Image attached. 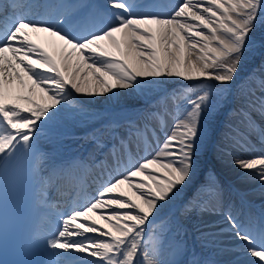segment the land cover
Returning <instances> with one entry per match:
<instances>
[{
    "label": "snow or ice",
    "instance_id": "6c2138e0",
    "mask_svg": "<svg viewBox=\"0 0 264 264\" xmlns=\"http://www.w3.org/2000/svg\"><path fill=\"white\" fill-rule=\"evenodd\" d=\"M36 7L0 0V174L24 162L39 168L41 136L84 111L73 104L77 96L112 99L117 92L141 88L145 82L173 78L192 83L172 94L174 101L185 102L183 113L150 155L109 175L88 202L59 220L55 231L25 232L21 243L41 252L40 264H185L165 254L166 249H173L176 256L185 254L183 221L194 212H215L224 205L225 190L214 176L177 203L192 183L207 122L226 90L217 91L209 82L230 85L234 81L246 53L257 46L256 31L264 28V0H179L167 12L158 11L159 5L148 0L44 5L48 10L43 14ZM40 33L62 42L58 56L33 39ZM259 47L264 51V40ZM260 73L264 75V64ZM17 82L19 91L13 88ZM258 85L260 95L249 90L243 114L252 131L251 112L264 117V79ZM106 127L116 139L120 123L113 121ZM260 132L259 151L227 155L246 180L258 182L264 195V129ZM142 134L129 121L128 139L119 143L126 147L133 136ZM91 138L103 146L97 135ZM234 142L242 149L248 144L244 134H237ZM6 198L0 187V245L9 239ZM233 209L229 201L221 213L225 226L201 233L205 246L219 243L208 237L227 232L241 242L236 249L248 257L246 264H264V212L257 226L249 228ZM157 225L160 235L154 240L149 233ZM187 264L216 261L193 254Z\"/></svg>",
    "mask_w": 264,
    "mask_h": 264
},
{
    "label": "bare ground",
    "instance_id": "6f19581e",
    "mask_svg": "<svg viewBox=\"0 0 264 264\" xmlns=\"http://www.w3.org/2000/svg\"><path fill=\"white\" fill-rule=\"evenodd\" d=\"M90 2L89 0L83 1V0H74V1H69L67 4H72V5H78L81 3H88ZM148 2L154 3L153 0H148ZM179 0H175L173 2V5L178 3ZM171 7H168V9H161L162 12H167L170 11ZM119 37V34H117ZM39 39L44 40V43L47 47H49L57 56L59 55V51L62 47V42L58 41V39L50 37L49 35L47 36L46 33H41L39 34ZM255 39L257 41V46L253 48V50L250 53H246V59L242 60L241 62V69L240 71L237 72L236 78H239L240 75L244 74L247 71L252 72L253 71V65H254V60L257 58L259 52H261V49L259 47V43L261 40H264V28L258 29L255 34ZM260 59L264 61V53L260 55ZM27 79V78H26ZM234 79V80H235ZM178 83L183 89L187 84L192 83V82H187L183 80H178V79H165L162 82H145L144 85L141 88H137L135 90L129 89L126 92H117L116 97L109 99L108 96H94V97H88V96H81L82 99H84L83 104L86 106H90L93 108H101L103 110L107 109V114H109L108 117H103L100 119V124L97 122L91 123L88 125V130H83L79 133V141L80 143L78 146L72 150L73 148H67V152L69 154H72V159L69 160H64L63 158H58L59 163L65 162V164H69L70 167H73L78 160L74 161V156L75 155H81L84 156L86 155L88 158H91L94 156L95 152L98 151V145L95 142L94 139H92V135H100V134H105L107 131V125L112 123L113 121H116L120 123L121 127L118 128L117 131V138L113 139L111 135L108 136V139L110 138L113 141V144H116V147H120L119 143V136L125 135V129H123V124H124V119L125 118H131L133 119L138 115V118L144 117L146 118V115L142 112H140L139 108L141 105H138V103H142L144 100L143 98L149 94L148 98H151L154 96L157 92L165 89L173 90L175 87V84ZM234 83V82H232ZM246 83H253V88L252 91L256 93L257 96L260 95V92L257 91L259 85L258 81H249V79H241L240 85L238 84L235 86V91L232 92L230 88L226 89L225 91L222 92V95L220 96V103L216 110L212 113L211 117L209 118L207 122V137L205 139V143L200 147V155H197L195 157L196 163H197V171L195 167V175L192 177V183L188 185V187L185 189L184 195L181 198V200L187 199L190 195L187 193L190 190V186L195 182L196 177L199 175L200 169L203 167L206 158H210L211 162H217V164L220 166V168L226 172L233 180L237 182V184L241 187L240 193L244 197H248L249 199H253L255 197L257 200L254 203L256 206L258 200L264 199V195L261 194L259 187H258V182H253L250 180H246L243 176V174L240 172L239 169H236L232 166L231 164V156L226 155L224 160H218L216 158V151L218 152V144H223L221 141H219V136H220V130L218 129L217 125L219 121L222 119L223 123L221 126L225 127L226 120H229L230 115H228L226 118L225 116L228 114L227 109L225 108L226 105H229L232 103V100H235V102L242 103L244 100L248 98V93L249 90L246 87ZM209 84L214 85L215 82L212 81ZM19 88V83L17 82L15 84ZM230 87H232L230 85ZM172 88V89H171ZM221 89H225L224 86L220 85L215 88V90L220 91ZM198 91V89H193V94ZM182 104L179 108L175 109L173 108V105L168 106V111H167V118L165 121H160L159 119H155L154 122H152L153 130L149 131L148 135H150V139L152 137L157 136L156 138L158 140H163L165 133L171 129L172 122L173 120L181 116L183 113V109L185 106V102H181ZM258 113V112H257ZM105 116V114H104ZM259 119L264 122V117H262L258 113ZM237 121H239V117L235 116L232 118L231 124H237ZM225 122V124H224ZM99 124V125H98ZM224 124V125H223ZM98 125V126H97ZM255 125V124H254ZM153 131L156 132L155 135H153ZM260 135L261 132L257 128V125H255V130L252 131L250 130L249 134L245 137V139L248 141V144L242 149L239 146L237 148L231 147L233 152H238L239 154L243 156H248L250 154H253L261 149V144H260ZM212 141V145H211ZM90 142V147L86 148L84 147V144ZM217 143V144H216ZM224 145V144H223ZM152 145H150L149 148H151ZM151 148L150 150H152ZM100 150V149H99ZM152 152V151H151ZM74 161V162H73ZM208 163V162H207ZM49 167V165H48ZM219 168V170H221ZM225 192H224V205L217 207L215 212H201L200 216L196 220H192L190 217H188L186 220L183 221L184 225L188 228H190V236H192L193 243L190 244L193 249L191 251L190 256L193 254H196V256L200 259H210L213 261H216V264H230L232 259L231 257L234 254H237L238 252H241V257L239 258L240 261L245 262L248 259V257L243 253L242 250L238 251L236 249V245L239 244V242H234L233 238H231L229 233H225L223 235H217L216 237H208V240L210 241H218L219 243H211L208 246L211 248V251H215L216 245L220 248L219 245L221 243H233L232 247L234 250H224L222 251V254L219 255V257H212L208 255V252L204 246V239L201 237L202 232H216L219 227H223L225 225V222L222 219L221 213L224 211V207L228 204L229 201H235L237 199L236 193L234 194L233 191H231L228 187H223ZM251 188V189H250ZM250 189L249 193H245V190ZM125 191H129L127 186H124ZM253 201V200H252ZM251 201V202H252ZM247 203V202H246ZM246 203L243 202L237 203L236 208H238V211H242L243 213L246 212L249 214V219L253 221H258L260 218V213H258V209L256 207L255 209H251ZM263 205V206H262ZM254 206V207H255ZM260 208L263 207L264 209V202H261ZM94 219H98V216H94ZM217 228V229H216ZM187 231V230H186ZM194 232V236L193 233ZM231 247V249H232ZM190 256H186L184 259L185 264H187L188 261H190Z\"/></svg>",
    "mask_w": 264,
    "mask_h": 264
},
{
    "label": "rangeland",
    "instance_id": "374dc122",
    "mask_svg": "<svg viewBox=\"0 0 264 264\" xmlns=\"http://www.w3.org/2000/svg\"><path fill=\"white\" fill-rule=\"evenodd\" d=\"M219 157H220V158H222V157H223V155L221 154V155H219ZM207 170H208V169H207ZM196 214H199V212H196Z\"/></svg>",
    "mask_w": 264,
    "mask_h": 264
}]
</instances>
